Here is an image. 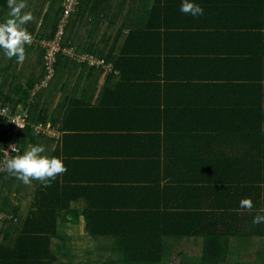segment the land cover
Here are the masks:
<instances>
[{
    "label": "trees",
    "instance_id": "16d2710c",
    "mask_svg": "<svg viewBox=\"0 0 264 264\" xmlns=\"http://www.w3.org/2000/svg\"><path fill=\"white\" fill-rule=\"evenodd\" d=\"M181 2H174L176 8L179 4L178 11ZM195 2L204 9V14L196 18L202 28L210 27L205 31L207 35L217 42H228L232 37L246 42L241 51L224 50L237 54L238 66L245 74L207 79L217 80L210 82L219 87L244 88L245 105L234 104L246 109H206L204 104L199 103V107L195 99L190 103L192 109L185 110L181 117L176 113V118H196L191 131L198 135L203 131L205 135L232 133L245 137L241 144L237 143L240 155L230 157L220 153L218 143H210L204 146L210 151L206 156L168 155L163 162L158 156L143 159L136 162L138 167L157 172L142 187H128L135 184L130 183L134 181L132 177L117 178L114 182L119 185H106L104 181L101 187L70 185L65 180L67 172L58 175L48 187L38 180L29 186L4 165L5 169L0 170V210L9 219L0 220V264H254L255 254L264 257V224H253L254 216L264 215V0H222L225 6L217 11L212 10L213 5ZM128 5L139 12L136 28L107 29L127 20L123 9ZM0 6L7 7V0H0ZM52 6L56 12H47L38 29L39 15L32 16L25 25L38 38L25 46L23 62L18 63L15 57L8 59L0 52V107L9 108L10 115L27 113L22 128L8 117L0 118V159L10 141L16 144L10 158L21 154L29 144L43 145L44 154L59 156L61 143L71 136L84 141L86 136H96L94 131L74 133L75 127L68 126L71 117L80 116V105L73 109L60 101L58 108H51L53 101L48 95L55 90L53 82L58 71L78 65L106 72L122 70V60L127 59L121 55L152 52L141 43L160 44L172 32L170 17L189 15L171 10L169 0H79L62 26V0H53ZM118 11L123 22L118 20ZM226 19L231 23L222 21ZM205 20L208 24H202ZM237 20L247 22L234 24ZM58 31L60 50L54 74L39 87L47 74L46 50L41 42L55 39ZM121 35V39L125 38L120 49L117 42ZM135 39L139 44L134 43ZM63 48L71 49L73 55L63 53ZM84 55L102 59L111 70L81 61ZM63 110L67 119L60 122ZM172 123L166 120V132L181 131L178 126L169 128ZM208 129H214V133ZM170 164L184 169L170 173ZM203 167L210 172H201ZM141 194L157 196L158 202H111L114 197ZM246 198L253 201L251 209L240 207V201ZM251 254L254 260L248 257Z\"/></svg>",
    "mask_w": 264,
    "mask_h": 264
},
{
    "label": "crops",
    "instance_id": "0c3cea01",
    "mask_svg": "<svg viewBox=\"0 0 264 264\" xmlns=\"http://www.w3.org/2000/svg\"><path fill=\"white\" fill-rule=\"evenodd\" d=\"M52 1L26 0V7L22 13H31V16L39 15L38 29L47 12H52L51 14L56 12ZM175 1L177 0H169L170 9L180 13L177 9L179 4L176 8ZM200 1L213 5L215 7L213 11L225 6L221 3L222 0ZM147 3L144 7L148 6ZM57 5L58 3L55 4ZM134 7L125 6L123 11L128 18L124 22L121 21L120 11H118V20L123 23L117 22L114 26L111 24L107 29L120 27L127 31L135 29L139 12ZM9 11L8 7L0 6V22L8 18ZM222 21L231 23L230 19ZM168 22L173 27L165 41L156 43L155 46L147 41L141 43L147 47L145 50L152 52L138 56L121 55L127 59L122 60L125 61V67L122 70L106 72L92 70L86 65H78L71 69L64 66L58 71L53 82L55 90H50L48 95L49 100L53 101L51 108H58L60 101L67 106L71 105L73 109L76 105L78 107L80 105L78 114L80 116L71 117L68 126L75 127L74 133L93 131L97 133L93 137L86 136L85 141L79 136H71L69 140L61 143L57 153L66 157V183L101 187L99 185L103 183L102 181L106 185H119L114 182L117 178L132 177L134 181L130 183L135 184H130L128 187L136 185L142 187L147 185L145 180L152 178V174L157 171L152 172L146 166L138 167L137 161L153 156L160 157L162 162L164 157H169L168 155L206 156L210 155V151L206 149L210 143H218L217 146L222 149L220 153L230 157L240 155L241 150H237V143L241 144L245 137L232 133L205 135L203 131L201 135H198L191 131L196 118L181 121L182 118H176V113H179L178 117L183 116L185 110L192 109L190 103L195 99H198L199 107H201L199 103L204 104L206 109H228L234 112L246 109V106L234 104L239 102L245 105L244 88L219 87L210 82L217 80H207L245 74V71L238 66L237 54L225 53L224 50L239 49L238 51H241L245 48L246 42L243 39L233 40V37L228 42H217L205 33L210 27L202 28L200 19L191 15L170 17ZM241 22L247 21L237 20L234 24ZM202 24L208 23L205 20ZM32 36L33 39L38 38L35 33ZM122 36L117 42L120 49L125 38L124 36L121 39ZM137 41L135 39L134 43L139 44ZM110 43L112 44L113 40ZM192 61H196V64ZM197 83H204V85L200 86L201 84ZM217 102L225 103L227 107L224 105L221 107V103L216 104ZM66 119L67 112L63 110L60 122ZM166 120L174 122L169 124V128L175 129V126H178L181 131L166 132ZM222 123L221 121L219 124ZM232 124H238V122ZM82 126L88 130L80 128ZM207 132L214 133V129L212 131L208 129ZM174 147L175 150L170 151V148L174 149ZM168 168L170 173L184 169L177 164H170ZM202 169L201 172H210L207 167ZM160 171L165 172L163 168ZM165 183L167 181L162 184ZM20 193L23 195L24 192L20 191ZM98 201L103 200L100 198ZM111 202L116 205L119 203L147 204L158 202V197L124 195L122 198H112ZM80 220L83 221L82 218Z\"/></svg>",
    "mask_w": 264,
    "mask_h": 264
},
{
    "label": "clouds",
    "instance_id": "9594fccd",
    "mask_svg": "<svg viewBox=\"0 0 264 264\" xmlns=\"http://www.w3.org/2000/svg\"><path fill=\"white\" fill-rule=\"evenodd\" d=\"M7 7L10 10L8 18L0 22V52L8 59L15 57L20 63L25 59V46L30 45L33 39L32 34L25 28L32 16L31 13H22L26 7V0H7ZM180 11L193 17L204 14V9L195 0H182ZM0 114L6 116L10 114V109L7 107L0 109ZM26 117L27 113H24L23 116L11 114L9 121L22 128L25 125ZM44 153L43 145L29 144L21 154L6 160V170L25 185L30 186L33 181L38 180L43 186L48 187L58 175L67 171L64 163L66 157L63 155L49 156ZM240 207L251 209L253 207L252 199L241 200ZM253 224H264V215L254 216Z\"/></svg>",
    "mask_w": 264,
    "mask_h": 264
},
{
    "label": "built area",
    "instance_id": "2783aa9c",
    "mask_svg": "<svg viewBox=\"0 0 264 264\" xmlns=\"http://www.w3.org/2000/svg\"><path fill=\"white\" fill-rule=\"evenodd\" d=\"M79 0H64L63 1V17L61 19L62 26H64L67 23L68 17L73 13L76 9V6L78 5ZM60 31L57 32L56 38L51 41H42L41 45L45 48V65L47 69V74L45 76V79L42 81V84L40 86H44L46 82L49 80L50 77L54 74V63L56 61V53L60 50V44H59V36ZM63 53L66 55H73L72 50L68 48H63ZM83 62H87L89 65H95V66H105L107 68H110V64H105L102 59H99L97 57L91 56V55H84L81 59ZM111 70V68H110ZM4 107H0V109H3ZM16 115H24V112L18 113ZM10 118V114H7L4 116L3 114H0V118ZM12 122V121H11ZM15 126H17L14 122H12ZM18 127V126H17ZM7 151L4 153V155L0 159V170H4V165L7 159H10L11 152L16 150V144L13 141H10L7 146ZM7 217L1 210H0V218Z\"/></svg>",
    "mask_w": 264,
    "mask_h": 264
},
{
    "label": "rangeland",
    "instance_id": "374dc122",
    "mask_svg": "<svg viewBox=\"0 0 264 264\" xmlns=\"http://www.w3.org/2000/svg\"><path fill=\"white\" fill-rule=\"evenodd\" d=\"M2 219H9V217H7V218H0V220H2ZM248 257H249L251 260H254V255H253V254L249 255ZM254 264H264V257L261 258L260 256H257V255L255 254Z\"/></svg>",
    "mask_w": 264,
    "mask_h": 264
}]
</instances>
